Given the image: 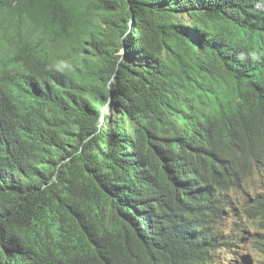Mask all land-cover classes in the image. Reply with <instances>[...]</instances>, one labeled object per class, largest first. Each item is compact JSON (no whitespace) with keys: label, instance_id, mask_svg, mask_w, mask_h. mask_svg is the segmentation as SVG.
I'll return each mask as SVG.
<instances>
[{"label":"trees","instance_id":"trees-1","mask_svg":"<svg viewBox=\"0 0 264 264\" xmlns=\"http://www.w3.org/2000/svg\"><path fill=\"white\" fill-rule=\"evenodd\" d=\"M259 174L264 0H0V264H209Z\"/></svg>","mask_w":264,"mask_h":264},{"label":"rangeland","instance_id":"rangeland-1","mask_svg":"<svg viewBox=\"0 0 264 264\" xmlns=\"http://www.w3.org/2000/svg\"><path fill=\"white\" fill-rule=\"evenodd\" d=\"M103 113L104 111H101L100 124H105ZM258 177L262 185L260 190H263L264 175L259 174ZM235 221L240 223V227L237 226ZM223 229L226 234L234 235L237 245L231 248L228 246L221 247L209 264H245L246 260H250L251 264H264V258L260 256L255 246V243L264 234V224L260 225L258 220H252L250 217L240 216L234 218L232 216L225 222ZM241 236L246 237V239L244 241L239 240L238 238Z\"/></svg>","mask_w":264,"mask_h":264},{"label":"clouds","instance_id":"clouds-1","mask_svg":"<svg viewBox=\"0 0 264 264\" xmlns=\"http://www.w3.org/2000/svg\"><path fill=\"white\" fill-rule=\"evenodd\" d=\"M102 110H104V109L102 108ZM102 110H101V111H102Z\"/></svg>","mask_w":264,"mask_h":264},{"label":"bare ground","instance_id":"bare-ground-1","mask_svg":"<svg viewBox=\"0 0 264 264\" xmlns=\"http://www.w3.org/2000/svg\"><path fill=\"white\" fill-rule=\"evenodd\" d=\"M169 212V211H168ZM197 215V214H196Z\"/></svg>","mask_w":264,"mask_h":264}]
</instances>
